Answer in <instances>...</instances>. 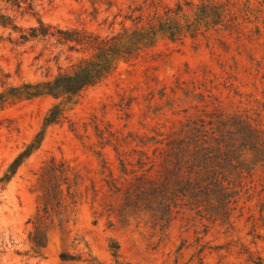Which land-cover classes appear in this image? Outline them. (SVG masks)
I'll return each instance as SVG.
<instances>
[{
	"label": "rangeland",
	"instance_id": "1",
	"mask_svg": "<svg viewBox=\"0 0 264 264\" xmlns=\"http://www.w3.org/2000/svg\"><path fill=\"white\" fill-rule=\"evenodd\" d=\"M206 3L222 19L200 20ZM177 4L186 35H158L71 100L12 95L54 77L56 55L64 68L80 55L16 45L21 32L0 25V264H264V0H35L37 15L0 0L25 31L40 18L103 35ZM56 105L68 118L49 124ZM179 136L191 143L194 177L221 183L169 200L164 215L137 198V163L147 153L157 178Z\"/></svg>",
	"mask_w": 264,
	"mask_h": 264
},
{
	"label": "trees",
	"instance_id": "2",
	"mask_svg": "<svg viewBox=\"0 0 264 264\" xmlns=\"http://www.w3.org/2000/svg\"><path fill=\"white\" fill-rule=\"evenodd\" d=\"M2 1L6 5L17 8V10H22L23 13L38 14L35 0ZM25 4L27 5L26 8L23 7ZM208 8H211L208 3L199 8L201 14L198 18L200 20L214 18L213 15L222 19V14L214 12L212 14ZM1 11L2 8H0V25L21 32L20 37L15 42L16 45H25L37 41L42 42L46 48L49 46H66L68 51L80 55L78 61L67 68L60 64V57L56 55L57 74L37 84H23L21 87L12 88L11 93L15 98L50 94L56 98L71 100L80 96L88 88L106 80L116 70L120 61L132 62L137 59L144 48L155 43L158 35L166 34L175 40L186 35V32L191 29V23L183 24L179 19L182 17L180 13L183 11L181 4H177L176 8L167 7L162 13L154 10L153 15L141 26L133 29L125 28L123 31L106 35L85 27L53 25L40 18L37 25L30 26L25 31L18 25L15 17ZM137 19H139L138 24L143 22L144 15L138 16ZM67 59L71 60V56H68ZM2 75L0 68V82L4 84L5 80ZM47 77H50L49 73H47ZM7 99V94L0 93V108L5 106ZM67 118L64 108L56 105L47 117V122L49 124L61 123ZM188 136L170 138L167 141V148L164 149L157 178L149 179V173L155 168V160L147 156V153L141 152L142 156L137 163L138 167L144 168L141 175L136 174L137 188L139 189L136 194L137 198L144 201L155 199L164 215L171 211L169 200L174 202L177 197L181 196L197 198L209 193V185L220 187L221 180L219 178H214L205 185L203 181L194 177L196 161L194 160V153L189 150L191 143L187 139ZM148 163L150 165L146 169ZM121 165L123 171H127V165L123 160H121ZM219 190L222 191L221 188ZM224 197L226 194L223 193L221 206H223ZM148 206L150 208L151 204ZM38 243H43L42 239H39ZM114 247L117 250V246Z\"/></svg>",
	"mask_w": 264,
	"mask_h": 264
}]
</instances>
